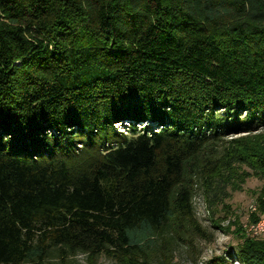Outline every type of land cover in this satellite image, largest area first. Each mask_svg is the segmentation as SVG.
I'll list each match as a JSON object with an SVG mask.
<instances>
[{
  "label": "trees",
  "instance_id": "1",
  "mask_svg": "<svg viewBox=\"0 0 264 264\" xmlns=\"http://www.w3.org/2000/svg\"><path fill=\"white\" fill-rule=\"evenodd\" d=\"M262 131L264 0H0V264L205 237L196 194L264 179Z\"/></svg>",
  "mask_w": 264,
  "mask_h": 264
},
{
  "label": "rangeland",
  "instance_id": "2",
  "mask_svg": "<svg viewBox=\"0 0 264 264\" xmlns=\"http://www.w3.org/2000/svg\"><path fill=\"white\" fill-rule=\"evenodd\" d=\"M119 130L121 127L116 124ZM253 143L264 150V131L259 133ZM241 172H250L243 182H235L239 189H227L228 198L222 204L210 210L203 196L197 193L194 198L195 213L204 236H188L185 242L176 245L165 244L150 264H205L211 259L224 256L227 264H238L234 259L236 247L244 238L264 240V232H248L249 226L264 220V179L252 175L251 171L241 168ZM263 202V203H262ZM251 206L253 209H251ZM258 219V220H256ZM219 224L221 229L214 225ZM68 264H89L86 254L79 253L69 258ZM58 264V263H57ZM93 264H121L117 260L100 255Z\"/></svg>",
  "mask_w": 264,
  "mask_h": 264
},
{
  "label": "built area",
  "instance_id": "3",
  "mask_svg": "<svg viewBox=\"0 0 264 264\" xmlns=\"http://www.w3.org/2000/svg\"><path fill=\"white\" fill-rule=\"evenodd\" d=\"M251 209H253L252 206H251ZM248 232L253 233L255 235L263 233L264 232V220H260L252 224L251 226H249Z\"/></svg>",
  "mask_w": 264,
  "mask_h": 264
}]
</instances>
